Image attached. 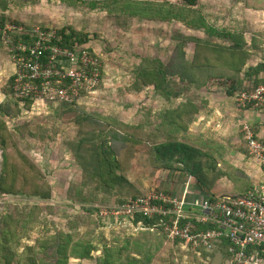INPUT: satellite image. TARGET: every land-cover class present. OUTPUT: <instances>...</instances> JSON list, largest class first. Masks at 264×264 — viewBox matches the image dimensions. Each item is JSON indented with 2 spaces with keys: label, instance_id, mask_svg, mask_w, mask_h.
Listing matches in <instances>:
<instances>
[{
  "label": "rangeland",
  "instance_id": "obj_1",
  "mask_svg": "<svg viewBox=\"0 0 264 264\" xmlns=\"http://www.w3.org/2000/svg\"><path fill=\"white\" fill-rule=\"evenodd\" d=\"M143 1H168L173 4L179 2ZM198 8L209 23L243 33L246 49L252 50L243 71L264 60V0H200ZM1 16L6 26L25 25L44 30L72 28L78 33L88 34L89 40L85 46L101 61L103 81L94 95L82 98L73 107L83 114L113 118L128 125L125 131L135 140L147 143L146 148L143 147L146 150L149 146V135L160 127L159 114L164 109L175 107L180 100L193 98L203 108L208 102L206 95L214 98L215 102L231 103V98L225 95L229 78L233 76L232 72L226 71L230 58L226 55L217 60L212 52L205 50L203 56L208 61L206 66L192 69L190 63L195 59V46L190 38L212 46L230 47L231 43L208 38L201 31L188 29L176 21L129 19L106 10H90L81 5L71 6L63 0H39L33 3L10 0ZM8 50L9 47L0 38V125L1 122L6 125L19 150L39 168L51 187V196L50 199L40 200L20 195H0V212L24 213L31 207H39L41 218L45 217L44 223L49 229H53V225L65 228L69 220L77 221L78 227L89 224L85 239L97 246L100 252L105 243L117 247L128 246L134 256L149 259V264H156V258L166 254L167 247L171 246L177 264H199L190 253L182 251V245H177V241L170 240L166 234L165 237L158 230H136L129 225V220L104 214L107 209L121 205L132 195H144L153 188L168 191L166 182L169 185L174 180L169 178L166 171H158L149 163L147 151H140L139 144L121 145L119 142H110L107 145L116 153L122 164V171L134 188L130 192L123 189V195L118 192L103 195L102 191L97 190L95 182L76 165L70 151L68 144L79 136L80 128L73 124L68 108L49 103L33 102L27 105L26 102H17L8 96V85L12 76L10 68L13 65ZM145 58H157L170 66L172 71L180 72L183 77L205 86L197 89L192 85L168 103L152 87L136 93L130 90L133 71ZM240 77H243V73ZM252 79L244 77L246 88L252 85ZM177 82L179 86H183L178 80ZM186 82L184 85L188 86ZM220 136L219 143L224 141L226 135ZM210 145L203 146L204 152L209 153L206 149ZM201 161L206 165V158ZM2 166L0 151V170ZM208 176L213 181L214 177L209 174ZM202 181L205 182L208 194L212 196L214 183L204 178ZM162 182L165 187H162ZM38 230L40 229L22 234V242L31 244L40 235ZM82 233H86L85 227ZM98 253L94 255L97 256ZM68 264L93 262L72 259ZM211 264H221L220 256H215Z\"/></svg>",
  "mask_w": 264,
  "mask_h": 264
},
{
  "label": "trees",
  "instance_id": "obj_2",
  "mask_svg": "<svg viewBox=\"0 0 264 264\" xmlns=\"http://www.w3.org/2000/svg\"><path fill=\"white\" fill-rule=\"evenodd\" d=\"M9 1L0 0L1 14L6 11ZM23 1L33 3L39 0ZM63 1L71 6L81 5L90 10H106L109 13H115L119 17L129 19L137 18L160 22L176 21L188 29L201 31L208 38L230 42V47L212 46L207 42L202 43L201 40L190 38L195 46V59L190 63L192 69H201L200 66H206L208 61L203 56L205 50L212 52L217 60H220L221 56L226 55L230 58L226 71L232 72L233 76L229 78V84L225 90V95L229 98H233L236 93L264 84V60L248 66L243 71L244 67L247 66L250 51H252L246 49L247 43L242 37L243 33L209 23L198 8L200 0H178V4L168 1L143 0ZM1 14L0 30H3L6 24ZM22 26L24 27L25 35L12 34L13 42L14 44L19 41L31 44L35 39L31 33L33 29L25 25ZM55 32L56 39L52 40V43L66 46L70 49L85 48V44L89 40L88 34L78 33L72 28H62L55 30ZM87 49L100 63L101 82L95 90L97 92L102 85L104 76L101 61L89 47ZM9 55L11 57L10 52ZM200 63L201 65H199ZM242 73L243 77H240ZM244 77L253 78L250 87H245ZM173 79H176V81H173ZM13 80L14 76L12 75L8 85L10 88L7 92L8 96L17 102H26L27 105L32 104L33 100H21L13 95ZM177 80L183 86H179ZM186 80L189 82H186ZM185 82L188 86L184 85ZM192 85L197 87V89L205 86L197 84L193 79L183 77L180 72L172 71L170 66L163 64L157 58H145L141 60V63L133 71V82L130 90L137 93L144 88L152 87L155 93L168 103L173 98L180 96L185 89H190ZM2 91L4 92V90ZM94 94L81 92L78 100L72 103L60 100L46 101V103L68 108L71 112L73 124H76L80 130L79 136L68 146L73 153L76 165L81 167L88 178L95 182L97 190L102 191L103 195L115 194L114 192L122 194L123 189H127L130 192L134 186L122 171V164L116 157V153L107 144L110 142H119L121 145L137 143L139 148H141L140 151H145L146 149L143 147L147 143L135 140L131 134L125 131L129 126L117 122L116 119L94 114H83L74 109L73 106L79 100L91 97ZM200 108L195 99L185 98L180 100L175 107L164 109L158 116L160 127L156 132L149 135V146L146 151L149 163L158 171H168L169 178H172L177 183L183 184L189 177H193L197 185L201 188H206L205 182L203 183L202 181L203 178L208 180V182H214V179L212 178L213 181H211L207 174L209 170L213 169V162H210V159L207 158L209 155L199 149V147L180 139L181 134L188 131ZM241 134L243 143L240 148L248 156L242 131ZM254 134L256 135L255 132ZM0 151L3 158V166L0 170L1 196L20 195L40 200L50 199L51 187L45 181L43 174L19 150L12 134L2 122L0 125ZM203 155L207 159L206 166L201 161ZM154 189L162 190L161 188ZM162 191L168 192L167 190ZM137 196L142 195H132L129 198ZM41 214L39 207H31L28 212L25 211L24 213L0 212V264H68L72 259L86 262L92 261L93 264H149V259L145 260L139 258V256H134L129 251L128 246L117 247L105 243L100 252L97 246L85 239L89 224H82L78 227L77 221L69 220L65 228H57L53 225V229H49L45 226V217L41 218ZM129 222V225L136 230L148 232L158 230L157 232L160 235L165 236L166 234L156 218L149 219L142 215H136L131 217ZM197 226L205 230L210 228L208 224ZM84 227L86 233H82ZM35 229H40L38 230L40 235L31 244L24 243L25 241L22 242L24 240L22 234H28ZM176 244L182 245L179 241ZM228 245V242L224 241L211 252L205 250L195 252L186 245H182L181 249L183 252L190 253L199 264H211L217 255L221 258V264H234L228 252ZM167 248V256L164 253L161 257H157L156 264H177L176 257L173 256L170 249L171 246ZM94 253H98V255L95 256Z\"/></svg>",
  "mask_w": 264,
  "mask_h": 264
},
{
  "label": "built area",
  "instance_id": "obj_3",
  "mask_svg": "<svg viewBox=\"0 0 264 264\" xmlns=\"http://www.w3.org/2000/svg\"><path fill=\"white\" fill-rule=\"evenodd\" d=\"M0 33L11 53L16 98L72 103L81 92L95 93L101 82L100 63L87 47L53 44L56 32L51 29L34 28L31 44L13 42L11 35H25L24 27L6 26ZM233 102L237 109H264V84L236 93ZM242 132L248 156L262 174L260 182L245 194L189 198L188 189L173 195L153 188L104 214L127 220L136 215L156 218L170 240L195 252H211L225 241L234 264H264V140L247 124ZM206 224L210 226L206 230L197 226Z\"/></svg>",
  "mask_w": 264,
  "mask_h": 264
},
{
  "label": "crops",
  "instance_id": "obj_4",
  "mask_svg": "<svg viewBox=\"0 0 264 264\" xmlns=\"http://www.w3.org/2000/svg\"><path fill=\"white\" fill-rule=\"evenodd\" d=\"M10 70L13 75V65ZM205 99H208L207 105L200 108L188 131L181 134L180 139L199 147L203 152L202 145L211 144L206 149L209 153H205L215 165L207 172L214 177L213 197L245 194L253 185L260 182L262 174L257 162L243 153L240 148L243 143L242 126L249 125L256 135L264 140V109H237L233 98L230 99L231 103L215 102V99L208 95ZM220 134L226 135L223 136L224 141L221 143L218 142L221 140ZM204 158L203 155L202 160ZM165 186L169 189L168 193L173 195H181L185 189H188L189 198L211 196L206 188L197 185L193 177H189L183 184L174 180L169 185L166 182ZM165 186L163 183L162 187Z\"/></svg>",
  "mask_w": 264,
  "mask_h": 264
}]
</instances>
